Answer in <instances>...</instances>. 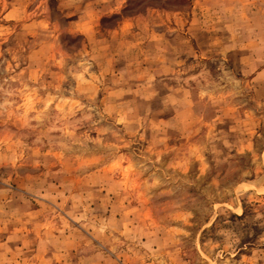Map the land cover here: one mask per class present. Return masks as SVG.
<instances>
[{"label": "rangeland", "instance_id": "374dc122", "mask_svg": "<svg viewBox=\"0 0 264 264\" xmlns=\"http://www.w3.org/2000/svg\"><path fill=\"white\" fill-rule=\"evenodd\" d=\"M0 264H264V0H0Z\"/></svg>", "mask_w": 264, "mask_h": 264}]
</instances>
